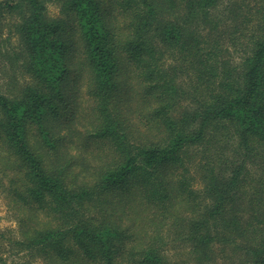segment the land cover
I'll list each match as a JSON object with an SVG mask.
<instances>
[{"label":"trees","instance_id":"obj_1","mask_svg":"<svg viewBox=\"0 0 264 264\" xmlns=\"http://www.w3.org/2000/svg\"><path fill=\"white\" fill-rule=\"evenodd\" d=\"M0 193V264H264V0H0Z\"/></svg>","mask_w":264,"mask_h":264},{"label":"rangeland","instance_id":"obj_2","mask_svg":"<svg viewBox=\"0 0 264 264\" xmlns=\"http://www.w3.org/2000/svg\"><path fill=\"white\" fill-rule=\"evenodd\" d=\"M50 13L57 14L58 8L56 6H51ZM16 224L15 215L10 208L8 199L4 194L0 193V229H15Z\"/></svg>","mask_w":264,"mask_h":264}]
</instances>
